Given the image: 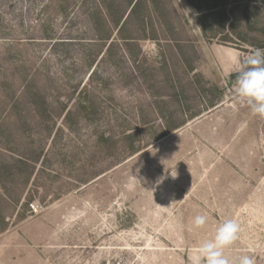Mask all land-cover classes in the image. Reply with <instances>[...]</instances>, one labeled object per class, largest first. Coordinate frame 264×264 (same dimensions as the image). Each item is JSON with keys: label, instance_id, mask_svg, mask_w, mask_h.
I'll use <instances>...</instances> for the list:
<instances>
[{"label": "rangeland", "instance_id": "374dc122", "mask_svg": "<svg viewBox=\"0 0 264 264\" xmlns=\"http://www.w3.org/2000/svg\"><path fill=\"white\" fill-rule=\"evenodd\" d=\"M250 48L264 0H0V264H190L229 219L264 264Z\"/></svg>", "mask_w": 264, "mask_h": 264}, {"label": "clouds", "instance_id": "9594fccd", "mask_svg": "<svg viewBox=\"0 0 264 264\" xmlns=\"http://www.w3.org/2000/svg\"><path fill=\"white\" fill-rule=\"evenodd\" d=\"M228 63L227 74L236 73L230 99L245 104L252 114L264 118V49L250 48L246 53L233 50ZM207 222L206 214H198L192 224L199 229ZM239 232L240 226L235 220L219 224L214 236L201 240L193 248L190 264H256L253 255L231 257L226 254V250L238 239Z\"/></svg>", "mask_w": 264, "mask_h": 264}, {"label": "built area", "instance_id": "2783aa9c", "mask_svg": "<svg viewBox=\"0 0 264 264\" xmlns=\"http://www.w3.org/2000/svg\"><path fill=\"white\" fill-rule=\"evenodd\" d=\"M42 210H43L42 206L39 205L38 203H35L30 207V212L32 215H37L41 213Z\"/></svg>", "mask_w": 264, "mask_h": 264}, {"label": "crops", "instance_id": "0c3cea01", "mask_svg": "<svg viewBox=\"0 0 264 264\" xmlns=\"http://www.w3.org/2000/svg\"><path fill=\"white\" fill-rule=\"evenodd\" d=\"M136 1H137V0H136ZM132 7H133V5L131 6L130 10L132 9ZM130 10H129V11H130ZM129 11H128V13L125 15L126 18L128 17V15H129V13H130Z\"/></svg>", "mask_w": 264, "mask_h": 264}]
</instances>
